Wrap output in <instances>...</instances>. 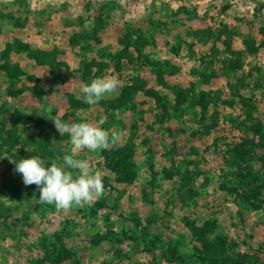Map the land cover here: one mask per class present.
I'll list each match as a JSON object with an SVG mask.
<instances>
[{
	"label": "rangeland",
	"instance_id": "obj_1",
	"mask_svg": "<svg viewBox=\"0 0 264 264\" xmlns=\"http://www.w3.org/2000/svg\"><path fill=\"white\" fill-rule=\"evenodd\" d=\"M261 28L264 0H0V264H154L169 245L191 259L193 219L214 222L235 251L264 250ZM159 65L171 67L170 85L196 82L217 95L207 108V125L217 128L208 133L200 101L182 122L164 113ZM108 74L121 81L118 95L92 106L77 99L82 84ZM130 85L142 87L135 104L102 125L122 131L118 146L76 153L102 174L104 195L67 210L42 204L12 160L38 154L47 166L61 163L70 137L52 119L95 124ZM232 86L249 98L250 117ZM243 120L247 127L238 126ZM244 138L239 157L233 146ZM118 159L131 177L117 178ZM185 174L187 184L174 190Z\"/></svg>",
	"mask_w": 264,
	"mask_h": 264
},
{
	"label": "clouds",
	"instance_id": "obj_2",
	"mask_svg": "<svg viewBox=\"0 0 264 264\" xmlns=\"http://www.w3.org/2000/svg\"><path fill=\"white\" fill-rule=\"evenodd\" d=\"M122 87L118 76L108 74L91 80L79 87L77 99L87 105H96L102 99L119 94ZM61 136L68 134L70 148H62V162L52 161L50 166L44 158L36 154L22 158L15 164V171L23 177L26 186L35 184L39 189V201L53 205L58 211L72 207L90 205L104 195L103 177L99 171L76 158V153L88 150L103 151L118 146L122 131L102 127L106 117L101 116L97 123L87 121L64 122L52 119Z\"/></svg>",
	"mask_w": 264,
	"mask_h": 264
},
{
	"label": "trees",
	"instance_id": "obj_3",
	"mask_svg": "<svg viewBox=\"0 0 264 264\" xmlns=\"http://www.w3.org/2000/svg\"><path fill=\"white\" fill-rule=\"evenodd\" d=\"M170 22L169 20H166L164 22L165 27H169ZM186 30H188L189 33L197 34L199 32H202L200 29H194L192 27H186ZM264 31V28L260 29V32L262 33ZM206 33V32H205ZM212 33V32H211ZM211 36L210 32L207 35L209 38ZM231 39V37H230ZM232 40V39H231ZM229 40V41H231ZM258 40H254L255 46H252L251 50L253 52H258L261 47H259L257 44ZM263 42V41H262ZM228 45H231L229 43ZM261 46L264 47V43L261 44ZM230 51L231 47L229 48ZM116 60V68L122 69L123 65L125 64L124 60L121 59L120 57L116 58L113 57ZM227 62H230L228 60ZM89 64V63H88ZM228 64V63H227ZM228 69H230V66L226 65ZM179 70V69H178ZM176 70L175 72H178ZM11 71L6 68V73H10ZM156 79L158 83H160L163 87L168 89V91H161L158 90L156 94L160 96V98L164 99L163 103V111L167 116H171V113L175 116V118L178 121H183L185 111L187 110L186 108L188 106H193L195 107L194 104L197 101H200L199 103L203 107V119H201L202 122L206 123V129L208 133L211 131V127L217 128L219 126L218 121L213 120V123L211 125H207L208 121V114H209V109L207 110L208 106L211 103H216L215 96L211 91L205 90V89H199L198 83L193 82L189 84L188 86H178V84L175 85H170L167 80V75H173L171 72V67L167 65H159L153 70ZM56 72L53 71V74ZM168 73V74H167ZM84 79V78H83ZM140 85H142L140 81ZM138 86L133 87L132 85L126 86L123 88V91L120 93V97L116 99V101H111L110 102V107L113 108V113L109 114L106 116L107 121L110 123L113 121V118L116 115V111H120L122 107H125L126 105H132L135 104L136 102V96L139 92V90L142 88ZM233 93L236 97H238V100L241 103H244V111L247 114V117H250V102L249 98L242 94L241 91H237L235 86H232ZM175 96L174 103L167 99L169 96V93H172ZM219 95V94H218ZM220 96V95H219ZM168 101H167V100ZM192 108V107H191ZM248 108V109H247ZM218 114H215V118ZM218 119V117L216 118ZM215 121V122H214ZM246 120H243L241 124H239V127H247L246 126ZM184 127V126H183ZM188 127H184L183 131H187ZM224 139V138H223ZM245 139V138H244ZM249 144V140H244L242 143H236L233 148L235 149L236 155H239V157L242 156L241 152H244L245 150V145ZM245 157V155H244ZM117 166H115L116 173H117V178L122 179V178H128L131 177V175L128 174L127 171H130L131 166L128 165L124 160L118 159L116 160ZM173 174V173H172ZM188 182L187 174L182 176V179H179L177 182V186L174 187V190H178L179 186L186 185ZM250 184V182H249ZM247 184V185H249ZM263 185V186H262ZM261 188H264V182L262 183ZM245 185L242 186V189L244 191ZM16 191V190H14ZM240 192L241 195L243 196H248L247 193ZM251 191V189H250ZM9 191H7V194ZM15 192H10V195H13ZM255 193L257 194V191L254 189L252 190V194L249 196H256ZM36 198L39 199V191L37 192ZM40 202H37L34 206H32L28 212H26L21 218L23 220H29L33 214H35L39 209H40ZM153 224V223H152ZM189 227V230L192 232V236L194 239V242H192V254H191V259H189L186 254H184L183 251H181L177 246H172L169 245L168 249L166 252L161 253V257H156L154 258V264H162L163 259L166 261V264H191V262H194V264H264V258L263 261L261 259V254L264 256V250H255L254 252L250 253H242L239 251H235L232 249L233 245H230V242H227L223 235H215V230L214 226L216 225L214 222H211L210 220L204 222L203 225H200L197 221V219H193L190 221H187L186 224ZM3 227H7L6 224L1 225ZM214 236H213V235ZM152 251V250H151ZM163 255V259H162ZM190 260V261H189Z\"/></svg>",
	"mask_w": 264,
	"mask_h": 264
}]
</instances>
